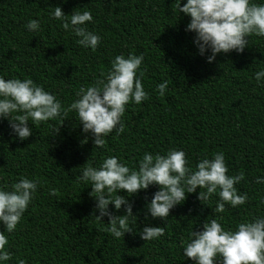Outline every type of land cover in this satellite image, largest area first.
<instances>
[{
    "label": "trees",
    "instance_id": "16d2710c",
    "mask_svg": "<svg viewBox=\"0 0 264 264\" xmlns=\"http://www.w3.org/2000/svg\"><path fill=\"white\" fill-rule=\"evenodd\" d=\"M56 6L66 20L74 11L91 13L86 28L100 37L95 50L80 46L71 26L64 29L50 17ZM174 8V0H0V76L32 79L60 101L63 112L55 120L29 121L32 134L25 140L0 119V187L10 188L22 176L38 181L15 230L4 233L11 254L4 264L21 259L25 264H193L182 254L192 228L200 231L206 219L217 218L226 230L234 229L264 216V183H256L264 176V78L258 84L253 75L264 68V37L250 34L242 53L217 54L208 63L197 52L194 33L185 30L189 17ZM30 18L39 20L38 31L24 27ZM129 53L143 55L141 82L148 99L129 101L121 116L124 130L109 133L105 146L95 148L69 105L82 87L103 79L116 55ZM164 80L167 88L160 95L156 85ZM169 149L182 150L193 169L222 152L226 174H244L234 187L246 195L245 203L225 204L215 213V194L205 205L196 192L187 193L161 220L145 208L157 185L132 196L121 190L136 217L129 220L131 232L113 238L106 231L108 217L95 216L91 187L79 180L80 169L85 163L97 167L108 156L134 169L145 152L163 155ZM109 210L124 214L123 206L115 210L110 204ZM146 225L159 226L162 235L142 240L138 229Z\"/></svg>",
    "mask_w": 264,
    "mask_h": 264
},
{
    "label": "clouds",
    "instance_id": "9594fccd",
    "mask_svg": "<svg viewBox=\"0 0 264 264\" xmlns=\"http://www.w3.org/2000/svg\"><path fill=\"white\" fill-rule=\"evenodd\" d=\"M173 11L189 17L185 30L194 33L193 43L197 52L211 63L217 54L235 51L242 53L248 46L250 34L264 37V0H174ZM52 19L60 22V27L68 29L78 37L77 43L95 50L100 37L86 28L92 21L89 11H74L64 14L56 6L49 13ZM36 32L38 19H29L24 26ZM208 53L207 55H205ZM143 55L129 53L116 55L103 79L87 88H81L69 108L74 111L82 133H90L95 148L105 146V137L115 131L124 130L121 116L126 104H139L148 99V93L141 82L143 71L140 65ZM259 84L264 78V68L253 73ZM167 81L156 85L160 95L165 93ZM63 115L61 103L51 93L35 84L30 78L5 79L0 76V119H7L11 132L20 140L32 134L31 124L55 120ZM58 130V129H57ZM88 136L84 137L86 142ZM79 172V180L91 187L90 196L94 198L96 218L108 217L106 231L116 239L131 232L130 218L133 204L126 196L119 195L124 190L127 196L157 185L145 203L146 214L164 220L175 205L182 203L187 193L196 192V198L206 205L209 197L215 194L218 199L213 212L224 211L225 204L237 207L245 203L246 195L238 194L235 184L244 178L243 173L227 175L224 154L213 153L212 158L199 160L195 168H190L182 150L169 149L165 154L145 152L137 162L138 167L130 169L115 156H108L97 167L84 164ZM256 183H264V176L256 177ZM38 181L21 177L9 186L0 187V264L10 259L5 232L15 230L22 214L37 191ZM199 191L197 192V187ZM50 188L49 194L54 195ZM264 203V198H261ZM115 210L123 206V215H113L109 205ZM142 240H152L162 235L159 226H144L138 229ZM182 254L193 264H264V216H256L238 223L234 229H225L217 218L206 219L202 230L188 233L187 241H182ZM18 264H25L23 259Z\"/></svg>",
    "mask_w": 264,
    "mask_h": 264
}]
</instances>
